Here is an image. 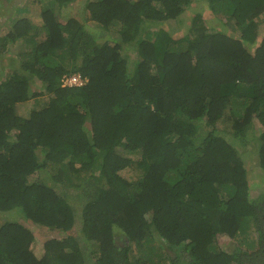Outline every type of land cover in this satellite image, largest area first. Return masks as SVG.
Here are the masks:
<instances>
[{"label":"trees","instance_id":"16d2710c","mask_svg":"<svg viewBox=\"0 0 264 264\" xmlns=\"http://www.w3.org/2000/svg\"><path fill=\"white\" fill-rule=\"evenodd\" d=\"M14 3L0 21V56L22 47L0 81V218L14 217L0 264H173L154 233L191 264H264V177L242 157L254 139L264 170V0ZM73 73L88 81L63 86ZM32 227L51 235L41 257Z\"/></svg>","mask_w":264,"mask_h":264},{"label":"rangeland","instance_id":"374dc122","mask_svg":"<svg viewBox=\"0 0 264 264\" xmlns=\"http://www.w3.org/2000/svg\"><path fill=\"white\" fill-rule=\"evenodd\" d=\"M7 1L8 0H0V21L1 22H5L6 17H8V16L10 17L11 15H14V12H15L14 9L16 7L14 5L16 3H14V2L15 1L20 2L22 0H13L12 3L11 2L8 3ZM86 1L87 0H78V3L81 5V7H84V5L86 4ZM32 10H33L32 11L33 20L35 22L39 23L41 20H40L39 14H38V10L36 8H34V7H33ZM64 14L65 15L71 14V7L70 6L66 7V10L64 11ZM11 17H13V16H11ZM64 17H66V16H64ZM166 28L176 38L182 36L185 33V31H186V29L184 27H181L179 24H177L175 22H172V23L170 22L167 25ZM260 35L261 36L264 35V23L261 25ZM259 40H260V38H258L257 42H259ZM11 48H12V51H9L8 53H6L3 56H0V81L4 80L8 76V73H9V70H10V68H9L10 64L11 63L12 64L15 63L13 61H15L17 53L21 50L22 47H21V45H14V46H11ZM224 91H226L227 93H230V94H235L236 90H234V88L231 87V86H227L224 89ZM44 100H45V97L42 96V97H38L36 99H33L31 102H28V101L25 102L24 109L22 108L23 112H28L29 109L36 107V105L43 104ZM219 126H221L222 129L225 132H229L230 129H231L229 125L219 124ZM258 129H259V127L257 128V130L255 132L257 135L259 134V131H260V129L259 130ZM227 134L230 136L229 133H227ZM251 138H253L252 135H251ZM253 142H255L254 139H252V141L248 145V147L244 148L242 157H243L245 163L247 164V168L250 170L251 174L255 175V171H256V168H257V161H256L257 160V154H256L257 150H256V145L254 146ZM128 173H129V175L128 174H126V175L127 176H131V173L130 172H128ZM255 179H257V181H255L253 179V176L250 178V180L254 182L253 184L258 186V183H260L259 181L261 179H258V178H255ZM13 211H15V210H13ZM8 212H11V211H8ZM1 214H2V216L0 218V222H2V223L7 221V220H9V219H11V218H14L12 215H9V214H6V213H1ZM33 230L36 233V239L34 240V243L32 245V249H33V251L35 252V254L38 257H41L44 254V242L51 235H50V233L43 232L42 230H39V229L33 228ZM250 236H251V239L257 237L256 233H254V232L251 233ZM247 239H248V235H247ZM129 244L130 243L127 240L126 237L121 238V235L120 234L118 235V239L116 241V245H117V247L121 248L119 253H120V257H122V261L124 260L123 251L126 248V246L129 245ZM154 244L157 246L155 251L162 252L164 254H166V253L172 254L173 258L175 259L173 264H188V263L191 264V263H194V262H192V259L190 260L188 252L185 251L186 249L183 246L181 247L182 249L173 250V251L169 252V249L165 248L164 240L161 239L157 235V233H154ZM219 245L221 247H223L224 249H227V250H230V251L236 250L238 248L236 246L235 242L232 241V239H230L228 237H222L219 240ZM242 248L243 249H251L250 247H248L246 240L243 242ZM174 251H175V253H174ZM132 256H134L132 258V260H134L135 263H138V261H139V260H137V257L141 258L140 261H144V259H145V256L143 255V253L138 252V251H133L132 252ZM185 262H187V263H185Z\"/></svg>","mask_w":264,"mask_h":264},{"label":"built area","instance_id":"2783aa9c","mask_svg":"<svg viewBox=\"0 0 264 264\" xmlns=\"http://www.w3.org/2000/svg\"><path fill=\"white\" fill-rule=\"evenodd\" d=\"M88 81L87 78L83 77L80 73H73L64 76L63 85L64 86H82Z\"/></svg>","mask_w":264,"mask_h":264},{"label":"crops","instance_id":"0c3cea01","mask_svg":"<svg viewBox=\"0 0 264 264\" xmlns=\"http://www.w3.org/2000/svg\"><path fill=\"white\" fill-rule=\"evenodd\" d=\"M250 175H252L250 173ZM255 177L258 178V179H261L264 177V170L260 169L259 167L256 168V171H255Z\"/></svg>","mask_w":264,"mask_h":264},{"label":"clouds","instance_id":"9594fccd","mask_svg":"<svg viewBox=\"0 0 264 264\" xmlns=\"http://www.w3.org/2000/svg\"><path fill=\"white\" fill-rule=\"evenodd\" d=\"M70 75V74H69ZM86 78V77H85ZM64 86V85H63ZM83 86V85H82ZM78 87V86H77Z\"/></svg>","mask_w":264,"mask_h":264}]
</instances>
